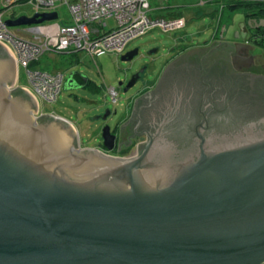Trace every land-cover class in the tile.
Instances as JSON below:
<instances>
[{"label":"water","instance_id":"1","mask_svg":"<svg viewBox=\"0 0 264 264\" xmlns=\"http://www.w3.org/2000/svg\"><path fill=\"white\" fill-rule=\"evenodd\" d=\"M56 19V12L34 13L3 24ZM0 47V264H264V135L221 140L188 164L175 160L177 180L161 187L169 164L74 151L72 127L48 115L32 126L30 94L17 88L11 98L2 87L12 85L15 67ZM137 55L133 49L121 61ZM101 139L114 149L108 125Z\"/></svg>","mask_w":264,"mask_h":264},{"label":"flooded vegetation","instance_id":"2","mask_svg":"<svg viewBox=\"0 0 264 264\" xmlns=\"http://www.w3.org/2000/svg\"><path fill=\"white\" fill-rule=\"evenodd\" d=\"M257 20L243 15L244 27L238 32L244 33V38L222 36L211 43L193 44L188 50L177 49L155 84L128 102V116L121 122L104 124L115 136L114 149L92 153L110 161L136 156L148 158L144 165L169 164L162 187L174 184L182 170L174 166L175 160L188 164L189 160L215 152V145L221 140L246 137L251 132L264 135V78L259 74L264 73V26H248V22ZM260 21L264 25V18ZM224 32L228 34L229 29ZM4 57L0 47V59ZM146 70L147 65L121 86L124 88L138 74L136 85ZM247 77L259 81L250 86L237 80ZM74 81L80 86L90 83L81 75H74L67 86L73 87ZM14 93L9 96L12 98ZM33 107L26 104V112L32 114ZM110 117L108 111L102 119L106 122ZM27 118L32 126H43L45 119L34 121L29 115Z\"/></svg>","mask_w":264,"mask_h":264},{"label":"rangeland","instance_id":"3","mask_svg":"<svg viewBox=\"0 0 264 264\" xmlns=\"http://www.w3.org/2000/svg\"><path fill=\"white\" fill-rule=\"evenodd\" d=\"M162 1V2H160ZM152 7H163L158 10L163 17L179 14L185 20V26L173 32H163L152 29L145 35L133 40L126 47L123 54L138 49V55L131 62L121 61V55L106 53L91 58L83 52L73 54L45 53L35 65L37 69L47 72H61L64 80L61 92L56 102L45 104L41 101L40 110L48 115L54 114L64 118L75 133L77 149L97 150L105 149L102 144L101 131L104 124L112 125L115 121L121 122L128 116V102L138 93L153 86L163 66L183 48L189 49L193 44L202 42L211 43L220 40L222 36L236 38V33L242 29V8L231 9V0H151ZM160 4V5H159ZM217 9V10H216ZM55 10L58 18L41 25L58 27L61 24H70L72 19L68 7L57 3ZM38 9L29 3H15L4 9L2 21L20 16L32 17ZM105 32L116 26L114 19L105 21ZM24 27L9 28L11 34H19ZM229 29L228 34L225 33ZM157 50L156 53L154 51ZM147 65L142 81H139L127 92L123 87L127 79L135 72L141 71ZM71 73H78L89 80L87 86H80L74 81V86H67ZM264 78V73H259ZM237 79V78H236ZM242 82L254 85L257 78L247 77ZM5 86V84H2ZM19 88L26 86L24 72H20ZM117 92V103H112L109 89ZM111 112V117L105 122L102 116ZM28 114V113H27ZM31 116V113L28 114ZM32 117V116H31ZM69 125V124H68Z\"/></svg>","mask_w":264,"mask_h":264},{"label":"built area","instance_id":"4","mask_svg":"<svg viewBox=\"0 0 264 264\" xmlns=\"http://www.w3.org/2000/svg\"><path fill=\"white\" fill-rule=\"evenodd\" d=\"M15 3L32 4L38 9L36 13L56 12L57 3L65 4L72 19L70 24L58 27H24L19 34L13 35L3 24L0 11V44L11 53L20 72H24L27 85L22 86V89L30 94L36 104V111L31 114L34 121L48 115L41 112V101L45 104L56 102L64 80L61 72H47L35 67L45 53L83 52L91 58L106 53L121 55L130 42L152 29L173 32L185 26L183 18L152 17L150 0H0V10ZM110 19H114L116 26L105 32V21ZM4 88L10 95L11 91L19 87L13 83L10 87L6 84ZM109 92L112 103L116 104L117 92L112 88ZM48 116L68 123L54 114Z\"/></svg>","mask_w":264,"mask_h":264},{"label":"trees","instance_id":"5","mask_svg":"<svg viewBox=\"0 0 264 264\" xmlns=\"http://www.w3.org/2000/svg\"><path fill=\"white\" fill-rule=\"evenodd\" d=\"M231 9L233 8H242V12L245 17L254 18V19H263L264 18V2H256L255 0H231L229 5ZM3 11V10H0ZM169 18H182L179 14H175ZM257 20V21H259ZM66 54V53H62Z\"/></svg>","mask_w":264,"mask_h":264},{"label":"crops","instance_id":"6","mask_svg":"<svg viewBox=\"0 0 264 264\" xmlns=\"http://www.w3.org/2000/svg\"><path fill=\"white\" fill-rule=\"evenodd\" d=\"M150 2H151V0H150ZM160 2H162V1H160ZM160 5V4H159ZM150 7H151V16L152 17H161V18H169V17H163V16H161V15H159L157 12H158V10H162V11H164L165 10V8H163V7H152L151 6V3H150ZM217 10V9H216ZM241 15H242V18H243V13H241ZM170 17H172V16H170ZM243 23V22H242ZM214 39H216L215 37L213 38V40ZM7 50V49H6ZM8 51V50H7ZM9 52V51H8ZM9 54H10V56L12 57V55H11V53L9 52ZM12 59H13V57H12ZM14 61V60H13ZM14 80H13V83H15V84H17V86L19 87V85H18V82H19V78H20V70L17 68V66H16V64H15V61H14ZM5 85H6V82H3ZM12 83V84H13ZM22 87V86H21ZM62 118V117H61ZM68 124L69 125H72L71 123H69L68 122Z\"/></svg>","mask_w":264,"mask_h":264}]
</instances>
